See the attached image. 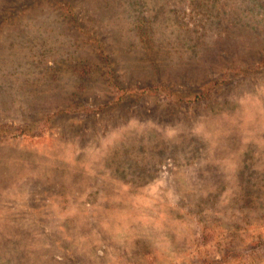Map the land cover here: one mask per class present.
Listing matches in <instances>:
<instances>
[{
	"label": "rangeland",
	"instance_id": "obj_1",
	"mask_svg": "<svg viewBox=\"0 0 264 264\" xmlns=\"http://www.w3.org/2000/svg\"><path fill=\"white\" fill-rule=\"evenodd\" d=\"M72 5L0 0V264H264V0Z\"/></svg>",
	"mask_w": 264,
	"mask_h": 264
},
{
	"label": "trees",
	"instance_id": "obj_2",
	"mask_svg": "<svg viewBox=\"0 0 264 264\" xmlns=\"http://www.w3.org/2000/svg\"><path fill=\"white\" fill-rule=\"evenodd\" d=\"M54 2H55V4L58 5L59 8L62 9V11L64 13L67 14L68 21H70L73 26H76L78 28L79 32H82L85 34V29H84V27H82V24L78 21L77 16L74 12L72 0H54ZM87 34L88 33H86L85 35L87 36ZM87 38H90V37L87 36ZM159 89H160V87L143 89V90H141V93H142V95H144V94H147L148 92H150L152 90L154 92H157ZM117 91H121V88L119 86L117 87ZM123 92H125V90ZM123 92H122V96H123ZM204 97L205 96L203 95V93L195 95L196 100L203 99Z\"/></svg>",
	"mask_w": 264,
	"mask_h": 264
}]
</instances>
